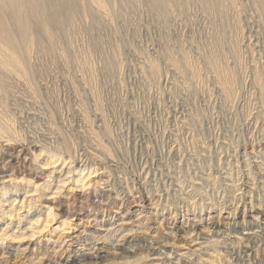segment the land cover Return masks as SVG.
<instances>
[{"label": "bare ground", "instance_id": "1", "mask_svg": "<svg viewBox=\"0 0 264 264\" xmlns=\"http://www.w3.org/2000/svg\"><path fill=\"white\" fill-rule=\"evenodd\" d=\"M237 1L196 0L208 16L222 2L238 12ZM247 1L258 18L264 19V0ZM148 2L153 10L166 9L173 3ZM127 3L128 0H0V264H264V47L256 54L250 45L244 51L236 37L227 50L210 42V48L197 58L183 48L179 54L170 52L168 67L181 79L195 81L199 86L210 82L225 104L234 109L241 107L234 122L245 124L241 131L234 128L246 143L240 149L241 158L234 159L228 167L219 164L218 159V164L213 165L215 173L208 167L205 179L194 178L188 171L191 182L183 180L166 163L162 166L173 175L179 191L170 193L172 178L166 180L168 174L163 173L158 179L160 188L154 182L155 188L150 190L134 171L136 164L128 163V169L134 172L131 177L118 165L119 153L126 157L129 148L117 141L102 110L103 85L91 64L93 45L87 43L75 51L78 47L73 43L74 35L82 30L81 23L112 19L119 11L117 7ZM61 36L64 43L59 46ZM119 52L114 49L103 59L101 69L108 78L114 77L120 63ZM146 57L145 73L156 79L160 88V59ZM56 59L72 65L64 72L55 71L53 77L61 76L78 100L75 111L83 124L79 132L72 131V118L66 122L62 106L55 101L59 87L44 82L53 72L51 65ZM85 95L91 98L97 116H91V106L83 101ZM50 99L55 101L53 105L46 103ZM71 104L68 101L63 106L68 109ZM232 139L227 147L235 144ZM202 144L205 150L213 146ZM233 148L235 154L241 153L239 148ZM180 152L178 145L172 152L178 164L183 161L179 159ZM223 165L228 169L218 176ZM185 186L191 191L185 193ZM220 196L225 198L222 203Z\"/></svg>", "mask_w": 264, "mask_h": 264}, {"label": "rangeland", "instance_id": "2", "mask_svg": "<svg viewBox=\"0 0 264 264\" xmlns=\"http://www.w3.org/2000/svg\"><path fill=\"white\" fill-rule=\"evenodd\" d=\"M135 1L138 2L135 4ZM148 1L149 0H128L126 5H120L117 7V11L119 10V13L116 11V16H112V19L108 17L103 18L104 20L106 19L105 21L103 19H97L100 21L95 19L92 21V19H89L84 23V25L81 23L82 30L80 33L74 35L75 38L73 37V43L75 44L73 45L76 48L78 47V49L73 50L80 51L82 46L87 43H90V46L93 45L91 47L92 49L90 48L92 55L91 64L93 63L92 65L97 69L99 82L101 85H103H100L102 88V110L114 130L117 141L125 144L130 150H128L129 155H126V157L123 153L122 155L121 152L119 153L118 165L126 170L127 176L131 177L134 172L128 169V163L133 165L136 164L134 165L136 169L134 171L140 174V177H142L141 181L147 184L148 189L153 190L155 186H157V188L160 186V181L158 179H161L163 175L168 174V165L169 168L173 167L172 171L174 174L180 173L178 177L182 178L183 180L191 182V180L187 178L189 174L193 175L194 178H200L201 176L203 178L200 179H205L206 175L209 174L208 167H211V169L213 168V172L215 173L214 166L218 164V159H221L219 164L225 163L227 166L228 164H233L237 158H241L243 150L240 151V149L242 147L245 148L244 144L246 143L245 137L243 135L241 138L237 136V131L234 128L235 126L239 131H241L243 129V125L245 124V122H242L243 125L238 122H234V118L241 111V107L239 109H234L230 105L225 104L221 95H219L218 90L215 89L214 86H212V83L210 84V82L205 83V86H199L195 81L191 80V82L189 80L187 82L181 79L175 71H172L173 68L168 67L169 64L166 60L167 56L170 54V52L171 54H179L178 52H180L183 48V50L185 49L187 52L189 51L188 53L191 57L197 58L201 51L203 52L210 48V42L215 44V46L218 48L221 47L227 50L229 49L230 41L236 39V37H238L236 41L239 43V45L243 46H241L242 50L245 51V46L250 45L255 49L256 54L260 48L262 49V47H264V19L263 17H260L261 20L258 18V14L247 0L237 1V8H239L238 12H234L233 10L229 9L225 2H222L224 7L221 3L220 8H217L218 10L216 9L213 10V12H209V16L208 13L205 14L203 12L204 8L202 9V4L196 2V0H176V2L175 0H170V3L173 2L169 5L170 7H167L166 9L160 7L159 9H154L155 12L153 9H149L148 6L150 2ZM174 3L175 5L177 4L176 7L178 5L179 6L176 8ZM241 4L244 5L242 7L243 9L240 7ZM225 8L228 10L227 12H225ZM165 10L166 13L164 12ZM120 11L123 12H121L122 17ZM166 14L167 17L165 18L164 15ZM117 15L120 18H117ZM112 20L114 21V24L112 23ZM236 20L240 21H238L240 28L236 27ZM90 30L91 32H88ZM60 39L59 46L64 43V38L62 36ZM81 39L83 40L81 41ZM114 49H117L118 52L121 51V53L119 52L120 63L117 65L118 69L115 68L114 77L112 76V78H108L103 73L101 68L104 57L114 53ZM146 56H148V58L159 57L158 59L161 60H159V62H161L160 66L163 75H161V80L159 79L158 82H162H160L161 84L157 82L159 87L161 86L160 88H158V85L155 84L156 79H151V77L145 73L147 71ZM247 56L249 58V55L245 54V57ZM48 60L47 58H44V61ZM56 60L58 61H55L56 63L51 65L53 72L45 78L44 82L49 86H53L54 84L59 87V93L61 94L56 93L55 98L57 99H55V101H59L58 104L62 106L61 113L64 115L63 117H66L65 119L72 118L70 124L72 131L74 130V132H79V129H81L80 126L83 127V124L80 122L81 117L78 116L80 114L75 111L78 100L76 101L74 94L71 93L68 85L61 76L56 75L54 77L58 78L53 77L55 71V73L61 70L64 72L65 69H72V65H66L61 61V59ZM59 60L61 62H59ZM228 60L229 63H233L231 58ZM67 66L68 68H66ZM163 71L166 74L163 73ZM189 83L190 85H188ZM48 101H50L49 103H51V105L55 103V101L52 103L51 99L47 100L46 103ZM68 101L72 104L67 109L66 106V108L63 106V104ZM83 101L87 103V105L91 106V116L95 117L97 114H99L93 111L91 98L85 95L83 97ZM126 103L129 104L127 105ZM96 118L98 119V117ZM69 119L66 120V122H69ZM235 123L237 124L235 125ZM230 133H232V135ZM233 137L234 139H232ZM256 137H258V135H256ZM230 138L232 139L233 144L235 142V144L232 146L239 148V152H241L240 154H235L233 147H227V144H230L231 142ZM235 139L238 141L236 142ZM202 142L211 144L213 146L210 145L211 147L205 150ZM258 142L262 143L261 140ZM236 144H238V146H236ZM177 145L180 146V150L182 152L179 154V159L183 160L181 161L182 164L180 163L181 166H177L180 164L177 163V160H173L172 156V152L176 150ZM220 145H222L225 150L222 149ZM170 147H173L174 150H172ZM194 147H196V149H192ZM219 147L220 149H215ZM177 149H179V147ZM226 151L228 152L226 153ZM249 151L250 149H248V152ZM218 152L222 153L218 154ZM161 156H163V158ZM208 159H210L211 162ZM130 160L133 161V163H131ZM240 160L242 161V159ZM189 161L191 165H189ZM121 162L124 163L122 164ZM162 162H164V164ZM166 163L167 168L164 170L165 168H163V166L165 167ZM184 165L185 167L182 168ZM187 166L188 168L186 169ZM226 166L224 167V170H218V173H220L217 174L218 176L221 175V173H224L225 169L228 167ZM240 169L242 170V168ZM188 171L190 172L189 174L187 173ZM235 172H237V170ZM159 173H161V175ZM168 177H171V180L173 181L172 182L169 180L171 188L173 189V191L170 193H175L176 190L179 191L180 186L178 187L173 175H166V180ZM182 179L181 181H183ZM154 182H157L156 185ZM188 188L189 187L185 186L183 191H185V193L186 191H191V188ZM220 198L221 199H218L219 201L221 200L220 203L225 201V198L222 199L223 197L221 196ZM246 201L248 202V200Z\"/></svg>", "mask_w": 264, "mask_h": 264}]
</instances>
